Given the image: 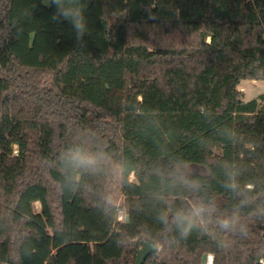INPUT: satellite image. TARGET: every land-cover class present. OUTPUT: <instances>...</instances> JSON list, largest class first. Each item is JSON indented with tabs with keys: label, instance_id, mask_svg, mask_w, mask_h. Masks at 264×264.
I'll return each instance as SVG.
<instances>
[{
	"label": "trees",
	"instance_id": "trees-1",
	"mask_svg": "<svg viewBox=\"0 0 264 264\" xmlns=\"http://www.w3.org/2000/svg\"><path fill=\"white\" fill-rule=\"evenodd\" d=\"M84 3L104 48L89 24L78 46L44 0H0V264H134L144 243L158 249L144 264H229L237 250L262 264L264 223L244 238L215 218L240 199L230 168L264 193V95L238 89L264 81V0ZM77 149L95 165L77 167ZM166 201L214 203L209 233L180 240L157 218Z\"/></svg>",
	"mask_w": 264,
	"mask_h": 264
},
{
	"label": "clouds",
	"instance_id": "clouds-1",
	"mask_svg": "<svg viewBox=\"0 0 264 264\" xmlns=\"http://www.w3.org/2000/svg\"><path fill=\"white\" fill-rule=\"evenodd\" d=\"M44 4L45 7L53 9L50 19L55 23L67 22L74 32L76 44L83 47L85 37L90 35L88 20L85 16L87 5L84 0H44ZM72 159L77 167L92 166L96 163L94 157L82 153L79 149L75 151ZM225 175V189L235 193L240 199L234 210L215 218V226L223 233L238 234L246 238L251 225L256 220L264 223V204L251 208L246 214L243 210L254 204L264 193H258L257 184L254 182L241 183L238 179L240 176L238 169L230 168ZM176 179L179 184L190 190L194 191L199 187L197 182L190 181L183 175H178ZM159 199L163 200V197ZM165 203L166 207L159 212L157 218L163 225L167 226L171 223L177 230L180 240L188 239L194 229H198L203 234L209 233V225L217 212L214 203L193 202L189 207L175 209L170 202ZM216 247L218 250H226L229 243L217 240Z\"/></svg>",
	"mask_w": 264,
	"mask_h": 264
},
{
	"label": "rangeland",
	"instance_id": "rangeland-1",
	"mask_svg": "<svg viewBox=\"0 0 264 264\" xmlns=\"http://www.w3.org/2000/svg\"><path fill=\"white\" fill-rule=\"evenodd\" d=\"M88 24L91 25L95 33L90 36L91 42L100 48L105 46L104 29L100 22L99 13L97 7H94L88 15H86ZM68 24L67 22H64ZM69 25V24H68ZM239 91L243 93V101L248 102L252 99L257 98L260 95H264V81H243L238 87ZM14 154H16V148L14 147ZM130 181H134V177L130 176ZM123 202L122 195L117 192L115 204L120 206ZM35 211H40V205L35 204ZM119 222L123 223L126 221V216L122 210L118 212ZM158 250V249H157ZM206 259V258H205ZM264 264V261H261ZM229 264H241L239 251L237 250L234 254L229 257Z\"/></svg>",
	"mask_w": 264,
	"mask_h": 264
},
{
	"label": "water",
	"instance_id": "water-1",
	"mask_svg": "<svg viewBox=\"0 0 264 264\" xmlns=\"http://www.w3.org/2000/svg\"><path fill=\"white\" fill-rule=\"evenodd\" d=\"M157 252V248L154 246L144 243L142 247L137 251L134 264H144L147 258Z\"/></svg>",
	"mask_w": 264,
	"mask_h": 264
},
{
	"label": "built area",
	"instance_id": "built-area-1",
	"mask_svg": "<svg viewBox=\"0 0 264 264\" xmlns=\"http://www.w3.org/2000/svg\"><path fill=\"white\" fill-rule=\"evenodd\" d=\"M118 221H119V217H118ZM212 263H213V257L211 255H207L204 264H212Z\"/></svg>",
	"mask_w": 264,
	"mask_h": 264
},
{
	"label": "crops",
	"instance_id": "crops-1",
	"mask_svg": "<svg viewBox=\"0 0 264 264\" xmlns=\"http://www.w3.org/2000/svg\"><path fill=\"white\" fill-rule=\"evenodd\" d=\"M206 260V259H205Z\"/></svg>",
	"mask_w": 264,
	"mask_h": 264
}]
</instances>
